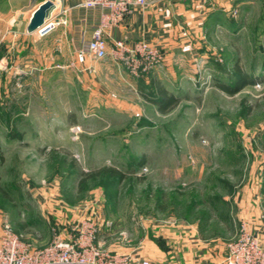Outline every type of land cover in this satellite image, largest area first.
Returning <instances> with one entry per match:
<instances>
[{
    "label": "rangeland",
    "instance_id": "rangeland-1",
    "mask_svg": "<svg viewBox=\"0 0 264 264\" xmlns=\"http://www.w3.org/2000/svg\"><path fill=\"white\" fill-rule=\"evenodd\" d=\"M203 31L184 44L195 60L177 49L161 75L160 66L131 80L72 66L69 84L0 86V222L43 248L55 201L70 211L89 206L134 252L150 221L197 223L203 237L224 234L228 250L245 218L257 212L264 222V0ZM238 66L251 80L240 89ZM161 87L178 98L167 112ZM174 241L159 247L169 255Z\"/></svg>",
    "mask_w": 264,
    "mask_h": 264
},
{
    "label": "crops",
    "instance_id": "crops-1",
    "mask_svg": "<svg viewBox=\"0 0 264 264\" xmlns=\"http://www.w3.org/2000/svg\"><path fill=\"white\" fill-rule=\"evenodd\" d=\"M46 0H0V86L7 85H55L60 81L69 84L64 77V70L72 66L82 69L88 75H103L106 71H115L122 78L131 80L128 68L109 55L102 60L88 57L85 62L78 58V52L92 37L94 26L99 21V13L88 11L81 7L82 0H54L53 19L58 20L60 11L68 8L64 15L66 24H58L56 28L44 36L37 31L29 32L28 25L34 12ZM254 1L246 0H149L148 5L138 9L116 27L109 31V50L116 40H125L133 45L139 40H145L161 48L166 55V65L156 70L161 75V69L174 66L175 50L183 51L182 46L189 38L210 32L218 24L224 23L225 15H230L233 8L250 5ZM208 26L209 29L206 28ZM203 27V28H202ZM195 49L185 52L186 57L195 60ZM171 66V67H172ZM105 71V70H104ZM129 72V73H128ZM59 80L56 81L55 79ZM1 95V94H0ZM1 97V96H0ZM61 201H55L45 218H43V236L49 244L54 236V229L71 232L86 210H69ZM261 212V211H260ZM102 219H106L99 212ZM245 218L250 231L264 243V222L259 215ZM230 221V218H229ZM174 227V230H173ZM171 229L164 223L151 224L144 228L147 232L139 237L143 251L134 252L120 247L121 240L114 239L116 229L101 227L98 242L112 252L135 254L149 259L152 264L169 261L179 264H214L222 262L228 254L226 236L214 235L203 237L199 225L193 222H179ZM134 235L135 232L128 230ZM42 234L40 233V237ZM175 239V250L166 251L159 247L161 238ZM134 239V238H133ZM139 241V240H138ZM46 244V245H47ZM171 255V256H170Z\"/></svg>",
    "mask_w": 264,
    "mask_h": 264
},
{
    "label": "built area",
    "instance_id": "built-area-1",
    "mask_svg": "<svg viewBox=\"0 0 264 264\" xmlns=\"http://www.w3.org/2000/svg\"><path fill=\"white\" fill-rule=\"evenodd\" d=\"M148 3L149 0H82V8L95 11L100 17L92 37L78 52L79 60L85 62L88 57L102 60L112 55L126 65L133 76L149 74L152 69L161 66L166 59L165 52L145 40H139L133 45H128L125 40H116L110 50L108 47L110 29L121 24L136 10L145 8ZM69 11L63 8L58 20L51 16L37 32L44 36L58 24H66L64 15ZM192 49L191 44L183 47L184 52ZM83 210L86 212L72 226L71 232L55 228L53 239L43 248L27 243L8 221L0 222V264H152L147 258L112 252L101 247L98 242L100 229L103 226L113 228V222L102 219L89 206ZM214 264H264V243L245 223L240 236L229 245L225 259Z\"/></svg>",
    "mask_w": 264,
    "mask_h": 264
},
{
    "label": "trees",
    "instance_id": "trees-1",
    "mask_svg": "<svg viewBox=\"0 0 264 264\" xmlns=\"http://www.w3.org/2000/svg\"><path fill=\"white\" fill-rule=\"evenodd\" d=\"M237 70L239 71V73H241V78L237 82L238 89H240L244 87L246 84L251 83V80H249L250 78H248L246 72L241 67L238 66ZM220 87L227 92L230 93L235 92L233 91L234 89L228 85H221ZM159 93L161 95V98L163 99L162 103H159V109L162 112L169 111L171 107L175 106L178 103V98L173 94H171L170 92H168V90L161 87ZM0 155H1V147H0ZM104 172L107 173L109 176L118 177L119 179L126 178L125 172L118 170L116 168H106L104 169ZM0 192H7V191L2 189L0 186Z\"/></svg>",
    "mask_w": 264,
    "mask_h": 264
},
{
    "label": "water",
    "instance_id": "water-1",
    "mask_svg": "<svg viewBox=\"0 0 264 264\" xmlns=\"http://www.w3.org/2000/svg\"><path fill=\"white\" fill-rule=\"evenodd\" d=\"M54 8V0H46L41 6H39L30 20L28 31L36 32L45 23V21L52 16Z\"/></svg>",
    "mask_w": 264,
    "mask_h": 264
}]
</instances>
